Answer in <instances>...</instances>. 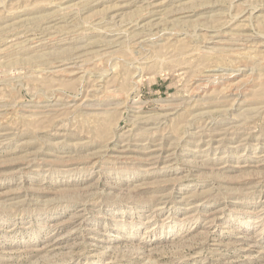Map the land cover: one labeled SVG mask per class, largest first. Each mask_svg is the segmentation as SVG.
I'll return each instance as SVG.
<instances>
[{"label": "rangeland", "instance_id": "obj_1", "mask_svg": "<svg viewBox=\"0 0 264 264\" xmlns=\"http://www.w3.org/2000/svg\"><path fill=\"white\" fill-rule=\"evenodd\" d=\"M0 264H264V0H0Z\"/></svg>", "mask_w": 264, "mask_h": 264}]
</instances>
